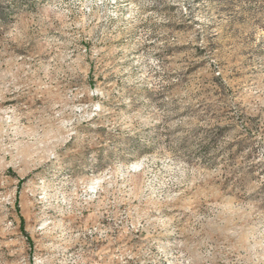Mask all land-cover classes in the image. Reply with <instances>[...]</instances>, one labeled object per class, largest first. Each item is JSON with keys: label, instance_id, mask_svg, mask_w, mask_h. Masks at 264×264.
<instances>
[{"label": "rangeland", "instance_id": "1", "mask_svg": "<svg viewBox=\"0 0 264 264\" xmlns=\"http://www.w3.org/2000/svg\"><path fill=\"white\" fill-rule=\"evenodd\" d=\"M0 264H264V0H0Z\"/></svg>", "mask_w": 264, "mask_h": 264}, {"label": "bare ground", "instance_id": "2", "mask_svg": "<svg viewBox=\"0 0 264 264\" xmlns=\"http://www.w3.org/2000/svg\"><path fill=\"white\" fill-rule=\"evenodd\" d=\"M95 182V181H94Z\"/></svg>", "mask_w": 264, "mask_h": 264}]
</instances>
